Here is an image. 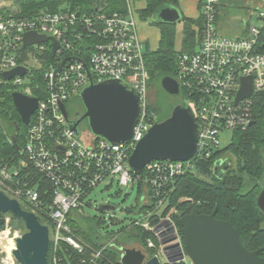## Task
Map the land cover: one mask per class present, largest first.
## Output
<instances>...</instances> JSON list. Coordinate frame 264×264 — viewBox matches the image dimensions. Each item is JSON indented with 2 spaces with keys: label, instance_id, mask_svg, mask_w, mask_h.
Masks as SVG:
<instances>
[{
  "label": "built area",
  "instance_id": "obj_1",
  "mask_svg": "<svg viewBox=\"0 0 264 264\" xmlns=\"http://www.w3.org/2000/svg\"><path fill=\"white\" fill-rule=\"evenodd\" d=\"M133 2L125 0L124 11L112 14L96 9L87 15L62 8L57 12L42 10L32 18L0 16V87H11L12 93L37 99L22 147L15 140L16 154L0 156V191L22 201L35 213L45 214L52 224L53 244L66 242L79 254L84 252L85 244L72 234L68 213L80 210L83 200L102 181L116 178L120 186L142 181L149 187L156 209L163 208L161 196L171 191L176 178L194 171L196 157L209 160L224 146V133L243 130L251 124L254 97L264 92V53L257 51L260 29L251 26L246 38L223 36L216 27L218 0H204L199 9L201 24L196 30V47L192 52L179 49L176 58L175 80L181 92L186 91V104L197 124L196 154L185 162L152 161L140 175L133 174L127 160L135 144L156 123L155 115L147 114L146 45L138 36V13ZM258 17L263 21L264 12ZM26 33L44 36L45 41L26 46V60L21 62ZM54 43L58 47L53 53ZM27 61L30 69L25 65ZM17 67L25 68L24 76L4 78L5 72ZM40 70L46 92L38 99L32 91L36 87L32 73ZM244 78H251L252 95L235 102ZM111 80L129 85L141 100L132 138L118 146L93 135L87 141L81 139L60 110V105L65 107L68 100L80 97L90 83ZM217 161L228 162L223 158ZM47 195L51 198L49 207L44 205ZM136 224L156 235L159 250L153 257L160 264H167L165 256L177 261L184 254L169 217L161 218L154 227L142 220ZM147 246L154 245L148 241ZM100 254L101 251L92 252L93 259ZM52 261L58 264L56 258ZM180 262H186L185 258Z\"/></svg>",
  "mask_w": 264,
  "mask_h": 264
},
{
  "label": "trees",
  "instance_id": "obj_2",
  "mask_svg": "<svg viewBox=\"0 0 264 264\" xmlns=\"http://www.w3.org/2000/svg\"><path fill=\"white\" fill-rule=\"evenodd\" d=\"M197 1L200 9L204 0ZM140 2L144 4L142 9H137L140 20L152 19V25L159 31L157 48L149 50L147 45L145 47V67L150 81L157 77L175 79L178 51L174 49V44L177 23L161 22L158 14L163 8L177 9L179 0H134L136 8ZM15 4L16 10L9 9V16L20 18H32L42 10L57 12L62 8L77 10L79 13L87 15L96 9L102 10L105 14H112L123 12L126 6L125 0H16ZM180 22L183 25L180 51L192 52L196 47V30L200 27L201 17L199 16L197 19L181 17ZM259 29L257 51L264 53V20ZM32 74H34L33 84L36 86L32 88L33 94L41 99L46 92L43 72L41 70L33 71ZM11 93V87H0V120L9 124V130H12L9 136H15L17 146L22 147L28 128L21 122L19 114L12 105ZM263 104L264 95L255 96L251 108V123L253 124L243 130L231 132L228 144L226 143L218 152H214L209 160L199 157L194 159L196 164L194 171L176 178L171 185V191L169 190L170 192L168 191L165 196H161L165 201L163 208L156 209V203L149 187H144L145 185L143 186L141 181H135L138 185L137 202L135 207L127 208L126 212L128 214H143L144 218L140 220L147 222L152 227L156 226L161 218L169 217L176 227L184 251L185 241L182 227L179 224L180 218L185 215H209L216 209L215 217L233 226L243 247L249 252L261 249L259 256L264 258V213L256 206V199L264 186ZM147 112H152L156 118L159 115L158 109L153 105L147 107ZM9 136L0 132L1 157L16 154L15 148L9 142ZM218 158L226 159L230 163L227 171L221 176L213 172L214 163ZM132 176L135 178L133 174ZM35 179H39L38 175L35 176ZM44 186L49 191L51 190L48 183L45 182ZM143 189H147L146 194ZM44 198V205L49 207L51 205L50 196L47 195ZM181 199L184 201L180 202ZM74 211L80 219L78 221L71 219L70 212L68 223L73 233L80 237L85 244V250L79 254L66 242L61 241L54 251V244L50 240L47 253L49 264L53 257L56 258L58 264H120L121 249L131 246L133 239L138 240L136 244L146 251L149 258H152L159 250V241L154 232L137 225V220H134L129 226L122 227L115 235L106 234L103 236L99 235L98 231L102 224L100 220L84 218L78 215V210ZM160 211L161 213L158 214ZM37 219L40 223L50 222L43 213ZM19 222L21 221L14 220L13 224ZM85 226L88 228H84ZM111 239L113 240L110 243ZM148 241L152 242L153 248H148ZM97 251H101V254L93 259L92 252ZM174 264L189 263L186 261Z\"/></svg>",
  "mask_w": 264,
  "mask_h": 264
},
{
  "label": "water",
  "instance_id": "obj_3",
  "mask_svg": "<svg viewBox=\"0 0 264 264\" xmlns=\"http://www.w3.org/2000/svg\"><path fill=\"white\" fill-rule=\"evenodd\" d=\"M158 18L168 24L181 21V15L175 8L161 9ZM44 41V36L26 33L20 61L26 60L24 52L26 46ZM57 47L58 44L54 43L53 53ZM25 71L24 67H17L5 72L3 76L5 79L24 76ZM160 84L168 95L173 97L179 95V85L175 79L163 77ZM251 95V78L241 79L235 102L250 98ZM11 100L21 122L27 126L30 116L37 108V99L20 93H11ZM80 100L84 113L74 122L68 119L65 107L60 105V110L75 135L79 136L78 127L86 120L91 134L106 140L111 145L118 146L131 140L141 111V100L137 91L121 81L90 83L81 92ZM9 142L16 149L14 136ZM196 151V120L191 108L187 104H181L173 108L166 120L156 122L149 128L135 144L127 164L133 174L139 175L152 161L185 162L193 158ZM229 166L230 163L226 161H216L213 172L221 176ZM256 206L264 213V187L256 199ZM109 209L107 206L101 207V211ZM6 213L11 214L14 220L21 221L26 230L15 240V248L12 250L14 260L18 264H48L47 253L50 244L48 227L40 224L33 213L23 210L15 199H10L0 191V216ZM215 214L216 209L209 215H185L180 218L185 252L177 261L187 258L190 264H264V258L259 256L261 249L247 251L240 243L238 233L233 226L226 221L218 220ZM4 228V220L0 217V230ZM121 252L120 264H160L156 257L146 258L142 251L134 248L121 249ZM165 257L167 264L177 262Z\"/></svg>",
  "mask_w": 264,
  "mask_h": 264
},
{
  "label": "rangeland",
  "instance_id": "obj_4",
  "mask_svg": "<svg viewBox=\"0 0 264 264\" xmlns=\"http://www.w3.org/2000/svg\"><path fill=\"white\" fill-rule=\"evenodd\" d=\"M16 0H0V16H9L11 10H16ZM138 7H142L143 3H138ZM177 10L179 11L181 17H187L191 18L192 16L196 14V4L195 2L191 0H180L178 4ZM264 10V9H263ZM9 11V12H8ZM224 19V18H222ZM153 20L148 19L146 21L140 20L138 17H136V25H137V32L139 38L144 42L145 45L149 48V50H155L158 46L159 41V32L158 29L152 25ZM258 23H261V20H258ZM234 24V27L231 29H240L243 26H240V23L232 22ZM230 29L225 30L221 33L225 37L229 38H235L234 36L230 35ZM175 44L174 49L178 51L181 48V41L183 38V25L181 22H178L175 26ZM27 65L28 69H30V64L27 61L25 63ZM161 77H157L154 80L150 81V78L147 83L146 87V102L147 105H153L156 106L158 109L159 115L154 116L156 122H162L166 120L173 108L177 105L186 104L187 96L186 91H182L183 94H181V90L179 92L178 96H170L168 95L161 87ZM65 109L68 115V119L73 122L81 116L84 108L81 104V101L79 97L72 98L69 102L65 104ZM152 113V112H151ZM148 115H150L147 112ZM155 123V122H154ZM80 138L83 140H88L92 136L91 132L89 131V128L87 124L81 125L78 127ZM9 133H12V130L10 129L8 131ZM225 142L223 145L230 141V133H224ZM140 175V174H139ZM110 178L102 181L90 194L87 195V197L83 200V203L81 204L80 210H78V215L82 216L84 218H91L95 220H100L102 222L100 228H99V235H106V234H112L115 235L122 227L129 226L134 220L139 221L140 219L144 218L143 214H128L126 212L127 208L135 207L137 202V190L138 185L137 183H130L128 186H120L117 183V179H113L110 183ZM142 185L144 187H147L144 182H142ZM264 187V186H263ZM143 192L146 194L147 189H143ZM8 197V196H7ZM10 199H15L21 206V208L25 211L33 213L37 218L40 216L39 214L35 213L30 207L26 206L22 201L17 200L16 198L9 196ZM184 201L183 199L180 200V202ZM107 206L110 209L101 211V207ZM162 211V210H161ZM161 211L158 213L160 214ZM70 217L71 219H75L78 221L80 218L77 217L75 214L76 212L74 210L70 211ZM69 212V213H70ZM68 213V215H69ZM4 220V230H0V237H5L3 239L4 242L0 243V264H18L13 256H12V250L15 248V240L19 238L22 234L26 232L25 227L22 222H19L18 224H13V217L11 214L6 213L0 216ZM68 219V218H67ZM42 220V219H41ZM16 221V220H15ZM44 222V221H43ZM44 226H47L49 229V238L51 237V230H52V224L50 222L46 223H40ZM48 224V225H46ZM85 225V224H83ZM84 228H88L85 226ZM72 234L73 231L70 228ZM78 240H81L80 237H77ZM50 240V239H49ZM113 239H111L110 243ZM11 242L12 245L11 250L7 251L4 247V243ZM138 240L133 239L132 245L129 247H125V249H136L140 250L143 253L146 251L142 249L139 245H137ZM114 242V241H113ZM9 244V243H8ZM2 246V247H1ZM9 246V245H8ZM10 247V246H9ZM57 245H54V251H56ZM8 248V247H7ZM146 258H149L148 255L145 253ZM160 260H163V257H160ZM189 264L190 261L186 258L185 259ZM47 261L49 262L48 258ZM49 264V263H48ZM50 264H53V261H51Z\"/></svg>",
  "mask_w": 264,
  "mask_h": 264
},
{
  "label": "crops",
  "instance_id": "obj_5",
  "mask_svg": "<svg viewBox=\"0 0 264 264\" xmlns=\"http://www.w3.org/2000/svg\"><path fill=\"white\" fill-rule=\"evenodd\" d=\"M191 1L195 2L197 13L190 16H192L191 19H197L200 13L198 1ZM142 7H138L137 5L138 10L142 9ZM263 9L264 0H218L216 27L220 34L224 32V29H230L232 30L230 31V35L235 38H246L249 36V28L251 26L260 28L262 25V21L260 24L258 23V20H260L258 14L264 12ZM137 17L139 18V15ZM232 22H236V24L239 22L240 26L242 25L243 27L238 30L231 29L234 27Z\"/></svg>",
  "mask_w": 264,
  "mask_h": 264
},
{
  "label": "flooded vegetation",
  "instance_id": "obj_6",
  "mask_svg": "<svg viewBox=\"0 0 264 264\" xmlns=\"http://www.w3.org/2000/svg\"><path fill=\"white\" fill-rule=\"evenodd\" d=\"M83 113H84V110H83L81 115H83ZM84 124H87L86 120L82 121L79 126L84 125ZM8 131H9V124H7L4 121L0 120V132L6 133V135L8 134V136H9L10 134H9ZM11 137L12 136H9V138H11Z\"/></svg>",
  "mask_w": 264,
  "mask_h": 264
},
{
  "label": "bare ground",
  "instance_id": "obj_7",
  "mask_svg": "<svg viewBox=\"0 0 264 264\" xmlns=\"http://www.w3.org/2000/svg\"><path fill=\"white\" fill-rule=\"evenodd\" d=\"M3 239H5V237H0V243L4 242ZM1 241H2V242H1ZM8 243H9V244H8ZM10 243H11L10 241L7 242V243L5 242V243L3 244L4 247H2V246H1V247H2L3 249L5 248L7 251H9V250H11V248H12V245H11ZM8 245H9L10 247H9ZM7 247H8V248H7Z\"/></svg>",
  "mask_w": 264,
  "mask_h": 264
}]
</instances>
